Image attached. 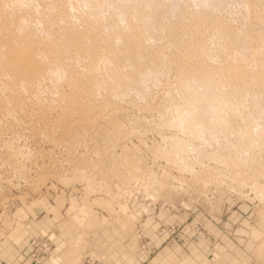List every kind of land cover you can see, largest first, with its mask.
<instances>
[{
	"label": "rangeland",
	"instance_id": "374dc122",
	"mask_svg": "<svg viewBox=\"0 0 264 264\" xmlns=\"http://www.w3.org/2000/svg\"><path fill=\"white\" fill-rule=\"evenodd\" d=\"M0 264H264V0H0Z\"/></svg>",
	"mask_w": 264,
	"mask_h": 264
}]
</instances>
